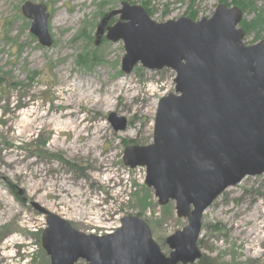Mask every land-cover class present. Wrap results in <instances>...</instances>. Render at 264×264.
<instances>
[{"label":"rangeland","instance_id":"rangeland-1","mask_svg":"<svg viewBox=\"0 0 264 264\" xmlns=\"http://www.w3.org/2000/svg\"><path fill=\"white\" fill-rule=\"evenodd\" d=\"M27 2L46 7L51 47L31 34L21 12ZM123 3L157 24L199 22L220 5L236 7L245 45L264 42L252 27L264 0H0V264H50L41 243L46 216L33 204L86 235L114 234L123 218L138 217L166 257V240L188 225L174 203L159 206L144 168L123 163L127 148L152 143L159 102L175 94L171 70L122 72L124 43L106 35L128 23L114 14ZM35 112L42 125L31 127ZM111 114L126 119L124 132L114 131ZM198 245L206 264H264V175L244 179L207 209Z\"/></svg>","mask_w":264,"mask_h":264},{"label":"water","instance_id":"water-1","mask_svg":"<svg viewBox=\"0 0 264 264\" xmlns=\"http://www.w3.org/2000/svg\"><path fill=\"white\" fill-rule=\"evenodd\" d=\"M121 21L106 39L123 41L122 72L135 66L175 73V94L161 99L153 141L125 150L129 170L144 168L145 185L160 207L175 204L187 227L166 240L164 256L149 225L138 217L121 220V228L104 237L77 231L66 220L33 204L46 216L42 248L50 264H196L203 215L229 188L247 177L264 175V42L244 44L242 12L220 5L210 19L153 22L139 6L122 4ZM23 16L31 34L51 47L49 14L43 5L25 3ZM105 22L97 29L104 35ZM116 133L127 121L111 114Z\"/></svg>","mask_w":264,"mask_h":264},{"label":"trees","instance_id":"trees-1","mask_svg":"<svg viewBox=\"0 0 264 264\" xmlns=\"http://www.w3.org/2000/svg\"><path fill=\"white\" fill-rule=\"evenodd\" d=\"M124 2H126V1H124ZM242 9V8H241ZM243 11V10H242ZM244 12V11H243ZM253 12H256V17H255V19L253 20V24H252V27H253V29L254 30H256V31H258V34H263L264 33V12L263 11H261L260 13L256 10V9H254V11ZM105 19V16H104V18H103V20ZM243 27V29L242 30H244L245 31V24H244V22L242 23V26H241V28ZM245 34H246V36H248L249 35V33L248 32H245ZM257 37H259V35L257 36ZM256 37V38H257ZM78 61H77V64L80 62H83V58L82 57H80V61H79V59H77ZM89 60H86V62H84V63H82L83 65L84 64H86L87 62H88ZM129 144H132V142L131 143H129ZM129 144H126V146H128ZM133 144H135V143H133ZM203 259V258H202ZM200 264H206V261L205 260H202L201 262H200Z\"/></svg>","mask_w":264,"mask_h":264},{"label":"bare ground","instance_id":"bare-ground-1","mask_svg":"<svg viewBox=\"0 0 264 264\" xmlns=\"http://www.w3.org/2000/svg\"><path fill=\"white\" fill-rule=\"evenodd\" d=\"M60 20H61V16L59 15V16L57 17L56 21L59 22ZM74 88H77V87H74ZM62 93H63V95H68V94H69V91H68V90H63ZM94 94H95V92L91 93L90 97H93ZM71 95H72V94H70V96H71ZM68 98H69V96H68ZM87 99H88V97H87L86 94H85L84 96H82L81 101L83 102V101H85V100H87ZM97 103L99 104V103H101V101H98ZM105 105H106V107H109V106H110L108 100L106 101V104H105ZM71 115H72V113H70V114H65L64 117L67 118V117H70ZM31 118H32V120H31V122H30V126H31V127H34V126H37V127H38V123H39L40 125H42V122H40V121L43 120V117L40 116L38 112L33 113V115L31 116ZM67 126H68V125H67ZM79 135H81V132L79 133ZM86 150H87V153H90L91 148L86 149ZM96 161H97V160H96ZM252 259H256V257L253 256Z\"/></svg>","mask_w":264,"mask_h":264},{"label":"flooded vegetation","instance_id":"flooded-vegetation-1","mask_svg":"<svg viewBox=\"0 0 264 264\" xmlns=\"http://www.w3.org/2000/svg\"><path fill=\"white\" fill-rule=\"evenodd\" d=\"M202 258H203V254H202ZM202 258H201V260H202ZM201 260L199 261V263L201 262ZM198 263V262H197Z\"/></svg>","mask_w":264,"mask_h":264}]
</instances>
